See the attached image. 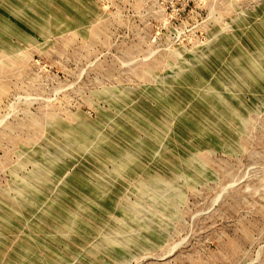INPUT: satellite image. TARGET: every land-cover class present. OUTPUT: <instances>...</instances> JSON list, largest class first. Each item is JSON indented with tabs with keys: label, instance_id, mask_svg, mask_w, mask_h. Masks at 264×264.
<instances>
[{
	"label": "rangeland",
	"instance_id": "rangeland-1",
	"mask_svg": "<svg viewBox=\"0 0 264 264\" xmlns=\"http://www.w3.org/2000/svg\"><path fill=\"white\" fill-rule=\"evenodd\" d=\"M0 264H264V0H0Z\"/></svg>",
	"mask_w": 264,
	"mask_h": 264
}]
</instances>
